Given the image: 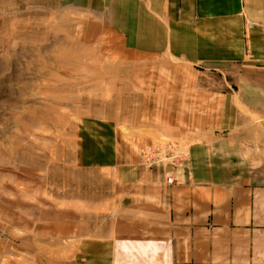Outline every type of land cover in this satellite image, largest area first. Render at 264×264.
Returning a JSON list of instances; mask_svg holds the SVG:
<instances>
[{"label": "crops", "instance_id": "obj_1", "mask_svg": "<svg viewBox=\"0 0 264 264\" xmlns=\"http://www.w3.org/2000/svg\"><path fill=\"white\" fill-rule=\"evenodd\" d=\"M59 3L88 13L87 36L111 34L115 53L134 56L127 87L143 88L137 111L154 112L143 126L156 138L141 142L160 148L146 166L129 140L110 141L111 229L81 237L66 220L77 244L64 260L264 264V0Z\"/></svg>", "mask_w": 264, "mask_h": 264}, {"label": "rangeland", "instance_id": "obj_2", "mask_svg": "<svg viewBox=\"0 0 264 264\" xmlns=\"http://www.w3.org/2000/svg\"><path fill=\"white\" fill-rule=\"evenodd\" d=\"M89 18L59 0H0V264H68L70 218L79 236L109 233L121 189L110 141L149 163L154 112L127 87L134 56L87 36Z\"/></svg>", "mask_w": 264, "mask_h": 264}, {"label": "built area", "instance_id": "obj_3", "mask_svg": "<svg viewBox=\"0 0 264 264\" xmlns=\"http://www.w3.org/2000/svg\"><path fill=\"white\" fill-rule=\"evenodd\" d=\"M148 148H149V149H147V150L142 149V152H143L144 154H146V157H148L149 162H152V161L155 160V156H154V154H157L160 148L157 147V146H155V147H153V148H150V147H148ZM151 150L153 151V153H151ZM171 181H172V178H171L170 176H168V177L166 178V182H171Z\"/></svg>", "mask_w": 264, "mask_h": 264}]
</instances>
